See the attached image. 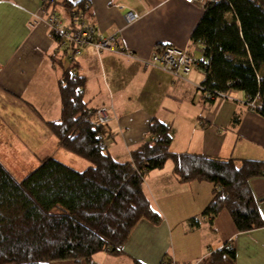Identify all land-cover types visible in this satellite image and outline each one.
Returning a JSON list of instances; mask_svg holds the SVG:
<instances>
[{"label": "crops", "instance_id": "1", "mask_svg": "<svg viewBox=\"0 0 264 264\" xmlns=\"http://www.w3.org/2000/svg\"><path fill=\"white\" fill-rule=\"evenodd\" d=\"M40 3L0 0V121L10 125L22 115L27 118L26 129L44 130L47 122L60 119L58 80L70 60L51 29L45 24L31 27L30 14ZM48 11L65 24L93 26L98 39L118 34L120 47L132 51L128 58L85 46L74 59L77 75L86 82L90 107L113 108L105 125L111 137L105 148L111 158L130 161L131 153L149 139L150 120L157 118L173 125L171 151L176 154L264 161V117L247 107L243 93L231 92L224 104H207L199 88L204 80L199 67L179 78L158 66H142L143 60L166 46L205 61L203 45L191 41L204 13L198 2L54 0ZM129 12L139 17L129 21ZM61 54L62 65L57 60ZM25 144L33 147L41 142ZM172 170L170 162L144 178L143 191L160 214L159 223L139 222L123 246L124 254L98 253L88 264H264V227L237 232L227 210L211 221L202 218L213 197L212 186L179 183ZM249 186L264 218V178L252 179ZM192 217L200 218V225L190 230L186 221ZM226 245L233 247L234 259L223 252Z\"/></svg>", "mask_w": 264, "mask_h": 264}, {"label": "trees", "instance_id": "2", "mask_svg": "<svg viewBox=\"0 0 264 264\" xmlns=\"http://www.w3.org/2000/svg\"><path fill=\"white\" fill-rule=\"evenodd\" d=\"M192 33L191 41L203 45L205 61L196 59V66L203 73L199 88L207 104H224L231 92H241L247 107L264 117V0H218L205 7ZM63 57L57 58L60 65ZM69 62L58 80L60 119L46 125L59 148L90 167L78 172L45 157L19 181L0 162V264H88L98 253L124 254L139 222L161 220L143 185L147 174L168 162L179 183L212 186L202 218L211 221L227 210L237 232L264 227L249 186L252 179L264 178V161L176 154L171 151L173 125L155 118L149 122V139L130 161L119 163L106 152L111 137L85 100L86 82L76 74L77 62ZM186 223L193 230L200 218ZM226 246L223 252L234 259L233 247Z\"/></svg>", "mask_w": 264, "mask_h": 264}, {"label": "built area", "instance_id": "3", "mask_svg": "<svg viewBox=\"0 0 264 264\" xmlns=\"http://www.w3.org/2000/svg\"><path fill=\"white\" fill-rule=\"evenodd\" d=\"M189 4L198 2L201 8L204 10L208 5L215 3L218 0H185ZM54 0H41L38 9L32 12L31 26L36 27L39 24H45L51 29L70 51L71 60L74 61L76 57L81 55L85 46L94 48L98 53L111 52L119 54L124 57L130 58L132 51H126L120 47V37L118 34L110 35L106 38L98 39L94 37V27L89 24H78L77 26L66 25L62 19L57 17L53 12L48 11V7ZM88 7V6H87ZM139 16L137 14L129 12L127 19L134 21ZM33 20V21H32ZM197 60L190 55L186 50H182L176 47L166 46L161 50H157L152 53L151 58L143 60L142 66L145 69H150L154 66H158L163 71L168 72L173 77H184L189 74L197 66ZM225 98L224 95H220ZM252 107V106H251ZM112 110V106L99 107L95 112V118L97 123L105 124L109 122V110ZM253 110V108H252ZM162 264H167L163 262Z\"/></svg>", "mask_w": 264, "mask_h": 264}, {"label": "rangeland", "instance_id": "4", "mask_svg": "<svg viewBox=\"0 0 264 264\" xmlns=\"http://www.w3.org/2000/svg\"><path fill=\"white\" fill-rule=\"evenodd\" d=\"M52 33L54 32L52 31ZM61 42L65 46L67 52L69 53V60L73 62V60H71V54L69 49L64 44L63 40H61ZM75 71L77 74L78 71L77 70ZM233 93H241V92H233ZM95 110L97 111V109ZM250 110L254 112V110L252 109ZM13 119L15 121L11 120L12 122H10V125L4 123V121H0V144H1L0 162L5 165L6 169L11 174H13L17 180L19 181L23 180L24 177H26L27 175H29V173L34 171L35 168H37L40 165L39 161L45 157H51L55 161L57 160L63 162V164L67 166L70 165L69 167H73L72 169L78 172L83 171L86 168L90 167V163L87 160L77 157L74 154L57 147L56 139L53 138L49 129H44V130H40L38 128L26 129L27 118L23 117L22 115L21 116L17 115V117ZM110 120H111V116L109 115V122ZM109 122H106L103 125H107ZM22 127H24L25 129H20ZM29 142L32 144L33 143L38 144L41 142V145L32 147L30 145L25 144Z\"/></svg>", "mask_w": 264, "mask_h": 264}]
</instances>
